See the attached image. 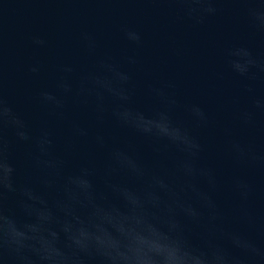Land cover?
Returning <instances> with one entry per match:
<instances>
[{
	"label": "clouds",
	"instance_id": "clouds-1",
	"mask_svg": "<svg viewBox=\"0 0 264 264\" xmlns=\"http://www.w3.org/2000/svg\"><path fill=\"white\" fill-rule=\"evenodd\" d=\"M169 2L197 25L219 15L217 5L238 4L249 34L264 37V0ZM121 31L128 44L142 47L140 31ZM81 41L96 57L93 66L60 65L56 91L38 94L63 121L59 150L53 128L35 129L10 103L0 52V264H264L258 190L244 174L264 171L257 140L264 136L257 119L264 113V94H257L264 57L246 44L223 53L231 74L245 82L248 101L220 129L219 161L238 170L225 178L217 164L206 162L213 120L205 106L183 101L172 83L148 84L141 102L131 69L99 56L91 33H81ZM46 43L32 38L36 47ZM29 70L38 75L41 65ZM74 109L89 122L74 117ZM81 142L103 149L104 158L68 171V157ZM21 144L27 148L23 178L12 158Z\"/></svg>",
	"mask_w": 264,
	"mask_h": 264
},
{
	"label": "water",
	"instance_id": "water-1",
	"mask_svg": "<svg viewBox=\"0 0 264 264\" xmlns=\"http://www.w3.org/2000/svg\"><path fill=\"white\" fill-rule=\"evenodd\" d=\"M217 6L223 9L219 15L197 25L182 18L180 6L169 0H0L5 92L35 129L53 128L61 138L58 150L62 149L63 121L38 102V94L42 89L56 91L60 65L72 63L78 70L93 66L96 57L89 56L81 41V33L89 32L99 44V56L111 57L131 69L141 102H146L143 92L148 84L172 83L183 101L206 107L213 120L206 162L217 164L227 178L238 170L219 161L223 145L220 129L248 101L245 82L231 74L223 53L231 44H246L257 56L264 57V37L249 34L240 5ZM125 26L141 32L142 47L123 39L121 29ZM34 36L45 39L46 46H34ZM129 57L138 63L128 65ZM37 63L41 71L33 75L29 69ZM257 94H264V83H257ZM71 114L84 124L89 122L87 114L79 109ZM257 119L264 127V113ZM237 134H242L239 129ZM257 140L264 147V136L258 135ZM26 150L23 144L14 145L12 153L21 178ZM104 155L103 149L81 142L77 152L68 157V171L77 170L89 158L101 161ZM144 155L151 158L147 149ZM244 174L257 186L256 207L264 218V171ZM219 198L223 203V194ZM259 242L264 246V238Z\"/></svg>",
	"mask_w": 264,
	"mask_h": 264
}]
</instances>
